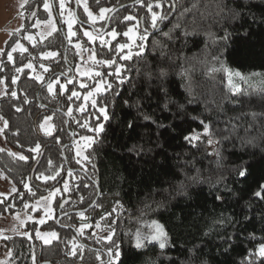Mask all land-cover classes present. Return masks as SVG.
Masks as SVG:
<instances>
[{
	"label": "trees",
	"instance_id": "obj_1",
	"mask_svg": "<svg viewBox=\"0 0 264 264\" xmlns=\"http://www.w3.org/2000/svg\"><path fill=\"white\" fill-rule=\"evenodd\" d=\"M133 1L101 0L100 6L125 5L112 14L114 19L109 23L116 26L115 20L129 14L137 15L143 20L144 9ZM54 2L57 10V0ZM221 3L233 9L242 8L241 18L232 19L227 9L221 12ZM89 5L94 13L98 12L94 0H89ZM70 6L73 7V2ZM25 8L26 13L36 11L39 18L45 16L43 0H29ZM184 9L189 11L181 15ZM77 13L80 19H87L83 10L78 7ZM101 22L103 25L105 21ZM177 22L187 26L189 31L195 29L197 34L190 36L186 42H168L162 33L169 32ZM141 26H145L143 22ZM225 35L228 39H221ZM84 39L81 36V41ZM23 42L27 44L29 52L37 57L34 61L37 64L41 62L39 53L42 51L58 49L63 53L61 33H54L35 48L27 41ZM162 47L168 53L167 59L160 55ZM25 56L30 59L27 54ZM66 56L68 64L74 67L77 58L71 46H68ZM214 56L219 57V61L214 60ZM14 58L17 65L22 59L27 62L19 53H15ZM98 58H107V54ZM1 59L6 67L0 72V76L20 77L16 85H12L10 79L6 81L9 92L17 91L20 99H13L10 95L0 98V116L9 122V127L3 133L4 140L19 153L28 155L29 160L24 162L13 158L8 155V150L0 152V176L7 177L23 194V201L20 196L12 194L0 204V213L23 211V202L31 204L48 194L53 186H63L61 177H57L56 181L49 180L47 184L36 179L39 173L52 174L47 164L49 158L54 165H63L65 171L61 175L69 181V191L56 197L55 208L57 202L66 198L69 203L65 204L63 210L56 208L54 218L45 225H38L42 231L55 230L59 234V240L45 245L35 239V236L31 240L19 235L10 236L9 240L1 238L0 252L6 256L4 260L9 259L7 253L11 250L13 256L10 264H33V253L35 264L42 261L51 264L95 263L96 249L88 245L101 247L103 250L105 245L103 242L97 243L94 237H89L90 233H94L93 227L87 229L84 236L77 237V242L84 245L81 260L68 255L70 245L66 246L67 241L76 235L75 229L80 223L78 214L64 215L59 223L56 222V217L64 211L87 207L99 190L95 202L101 207L89 209L88 222L93 225L99 222L106 228L108 222H112L111 227L116 229L115 238L118 242L123 241L118 264H191L192 250L195 249L201 250L200 255L209 264H264V258L258 255L248 258L249 252L254 253L264 237V218L261 217L264 214V201L257 200L252 195L258 185L264 183V147H261L264 143V0H177L176 9L168 13V19L160 22L157 30L149 37L143 59L134 58L132 61L122 62L130 70L126 73L129 82L115 89L120 94H103V100L108 103L110 120L104 122L101 118V122L105 123V131L99 135L98 142L94 145L92 163L85 162L84 170L73 171L72 177L66 174L69 167L81 169V165L75 163L73 143L68 144L70 133L77 134L74 139L80 135H93L76 123L77 119L83 121L87 113L74 111L67 118V101L64 97L54 99L46 89L41 88L37 98L35 93L40 83L26 78L24 74L15 73L6 56ZM221 63L242 71H260L263 79L261 83L258 79L249 83L238 81L240 91L228 93L225 73L210 71L211 68H219ZM97 66L99 71H111L101 65ZM66 69V64L61 60L60 67L53 70L59 72ZM149 69L156 72L163 69L166 73L163 83L173 101L169 105L170 111L161 110L157 103L158 100L166 102L156 91L159 81L152 82V100L141 99L145 95L147 83L142 74ZM80 79H84L85 83H92L83 77H78L77 83ZM108 79L115 86L114 78ZM77 90L83 94L88 91ZM24 93H27L31 103H23ZM97 100L99 104L101 97H97ZM125 100L129 103L125 104ZM137 102L142 103L144 110L165 127L158 128L140 119L136 108L129 106ZM80 103L81 101H76L73 107ZM177 105H183V109L178 111ZM16 107L22 110L17 112ZM85 107L88 112L95 111L90 102ZM53 114L52 124L56 129L53 135L60 137V144L39 129L43 117ZM133 120L135 127L129 129L127 124ZM200 120L209 124L210 137L221 142L214 143L211 150L200 140L190 144L184 139L193 131L203 129ZM229 120H232L230 125L227 123ZM225 136L232 137L236 143L235 151L230 143L223 140ZM238 137L253 139L256 147L242 149ZM36 143L41 145L40 153H29L27 149L34 147ZM63 145H68L63 149L65 157H68L67 163L61 151ZM134 147L136 150L130 151ZM140 148H143L142 153L139 152ZM215 151H221L224 157L219 163V157L214 155ZM241 164L247 165V176L244 178L236 174L235 166ZM28 177H32V192H28L20 183L22 178L27 180ZM181 183L186 186L188 196L178 194ZM223 183H227L231 191H222V199L216 200V188ZM81 196L84 198L83 203L80 202ZM117 201L122 208L118 207ZM9 204H14L15 207H9ZM158 204L161 206L158 207ZM113 207H117V212L107 220H101V214L111 211ZM245 215L248 219H244ZM144 216L157 218L166 226L170 236L168 248L160 250L157 245L149 244L137 249L129 244L125 233L132 230L134 219ZM222 217L233 219L234 224L221 227L214 223ZM25 228L32 229L33 224L27 223ZM228 236L232 239L225 242L222 237ZM100 252L103 253L101 250Z\"/></svg>",
	"mask_w": 264,
	"mask_h": 264
},
{
	"label": "snow or ice",
	"instance_id": "obj_2",
	"mask_svg": "<svg viewBox=\"0 0 264 264\" xmlns=\"http://www.w3.org/2000/svg\"><path fill=\"white\" fill-rule=\"evenodd\" d=\"M73 0H58V13L56 16L53 15V5L49 2V0H43V10L47 13V18L45 20L35 19V22L31 25L32 28H38L41 25L47 27L48 31L45 39L47 37L53 36L54 33L59 34L60 28L57 23V16L59 17V24L66 26V31L62 36V46L67 45L71 46L72 49L78 50L75 52V56L79 57L80 65L88 64L89 67L85 68L83 72L80 70V65H74V67H69L64 71H54V68H59L61 60L66 64L67 56L64 55L61 51L57 50H48L42 51L39 53V59L41 62L34 63L37 60V57L32 55L29 52V48L25 46L21 41H27L31 44L32 48H35L38 43H42L43 40L37 41L36 36L30 33L24 24L15 30L12 35L14 37H19L18 39H14V42L9 46V50L0 49V57H5L7 62L11 63L14 67V71L17 74H24L26 78L39 82L42 89H46L49 96L52 98L64 97L67 101L66 107V115L72 116L74 111H78L82 114L87 113L84 117L83 121L80 119L76 120L77 125L81 129H85L87 132L93 133V135H80L78 140H74L75 147V163L81 165V169L84 170V164L92 163V152L95 151L94 145L98 142V137L101 133L105 131V123L110 120V115L108 112V103L103 100L102 96L104 93L111 92L113 96H118L120 93L115 91L116 88H119L121 85L129 82V79L126 73L130 70L129 66L126 63L127 61H132L134 58L137 60H142L146 48L148 47L149 37L153 34L155 30H157L158 24L168 19V13L172 12L177 7V0H134L136 5H139L140 8L144 9L145 16L143 20L137 15H126L123 16L119 20H115L116 26H112L109 23V26L105 28L101 25L100 28L95 29V31L90 30L89 28H85L84 24L95 25L97 21H105L110 22L114 19L113 16H110V13H115L118 11L115 7H102L100 6L101 0H94L97 5L98 12L94 14L89 5V0H74L76 7L83 9V13L86 14V20L81 22L76 12L70 7ZM29 4V0H22L19 7L22 10L20 15L23 16L25 6ZM220 11L223 12L227 9L228 14L232 19H238L242 16V8L233 9L229 7L227 4L221 3L219 5ZM188 9H184V13L188 12ZM30 15L35 18L37 17L36 11H31ZM145 26H141V24ZM122 26V27H121ZM82 30V31H81ZM151 30V31H150ZM195 29L189 31L187 26H182L179 22L173 25V28L170 29L169 32L162 33L163 36L167 37L168 42L175 40L177 43L186 42L188 38L194 37L196 35ZM81 36L86 38L81 41ZM221 39L227 40L228 36L225 35ZM123 41V42H122ZM155 43V42H154ZM95 45V47H93ZM170 47V43H169ZM87 52L88 56L85 60L84 56L81 53ZM14 53H19L20 57L27 59L25 54H27L30 59H27V62H23V59L19 65H17L16 60L14 58ZM106 53L107 58L100 59L102 54ZM160 55L168 58V53L164 52L163 47L161 48ZM60 60H57V58ZM214 60L219 61V57H213ZM43 61H49V63H44ZM96 65H101L106 69H110L111 71H97L95 70ZM6 65L4 61L0 59V72L4 71ZM42 71H38L37 69ZM25 70H28L27 72ZM73 71H75L76 75H72ZM139 72V69H137ZM211 72L222 71L227 74V84H228V93L235 94L239 92V86L236 85L233 81V78H239V80L248 82V77H246L241 71L233 70L226 67L223 63L220 64L219 68H211ZM48 74V75H45ZM252 76L260 75L259 73H252ZM143 78L146 80V88L145 95L141 99L151 101L153 97V81H159L160 83L156 86V91L160 94L163 101H157L160 104L161 110L170 111L169 105L173 103V101L169 98V94L167 92L166 87H164V78L166 73L161 69L156 72L149 69L146 73L142 74ZM83 77L92 81L91 84L85 83L84 79H80L77 83V78ZM108 77L114 78L115 86L112 80H109ZM10 79V83L12 85H16L18 80L20 79L19 75H13L11 78L0 76V85H3V91L0 92V95L8 96L10 95L13 99H20L17 91L12 90L9 92L8 89V81ZM71 86V87H69ZM77 89H85L88 90L87 94H83L81 91ZM97 97H101V101L98 104ZM76 101H81L79 105L75 108L73 104ZM90 102V106L94 109V112H88L85 107ZM215 102V101H213ZM23 103L28 104L31 101L27 98V93L23 95ZM125 104L129 102L127 100L124 101ZM130 107H135L138 117L146 122H150L153 125H156L158 128L165 127L158 120L154 119L151 113H148L144 110L143 104L137 102L135 105L129 104ZM44 107V105H41ZM183 109V105H177V110L180 111ZM22 109L20 107H16L15 111L19 112ZM44 122L40 124V128L45 130V134L51 136L57 144L61 143V139L59 136L53 135V132L56 130L55 125L51 124L49 127H45L49 121L54 120L53 115H46L43 118ZM0 121H3V126L0 127V134H3L5 129L9 127V122L3 116H0ZM94 121V122H93ZM199 123L203 126L204 134L209 132V124L204 120H200ZM229 125L232 124V120L227 122ZM129 129L135 127V120L130 121L127 124ZM238 127V126H237ZM18 135V133H16ZM73 137L77 134L73 133ZM186 141L190 144L193 141H199L201 139L200 134L191 133L184 137ZM240 141V147L242 149H246L249 146L256 147V144L253 139H246L245 137H238ZM223 140L232 145L233 151L236 150V143L233 141L232 137L225 136ZM264 140V138H262ZM213 143L220 144V141H213L211 139L208 140V144L212 145ZM17 144L23 148V145H20L19 141ZM64 147H68V145H64ZM261 147H264V143H262ZM92 151H89V150ZM41 150L40 143H36L34 147H29L27 151L29 153L39 154ZM72 149L70 148L69 151ZM135 147L130 149V151H135ZM5 149L0 148V152H4ZM139 152H143V148L139 149ZM87 153V154H85ZM9 156L16 158L20 161L27 162L29 160V156L16 152H9ZM214 155L219 157L218 163L224 159L221 151H215ZM65 160L68 157H64ZM48 169L51 170L52 174L45 175L44 173H39L36 176V179L43 180L45 184L49 180L56 181L57 177H61L63 180L62 187H54L49 191L48 196H41L40 201H43L42 207L45 209L44 215L39 219H35L32 215H27V219H20L19 214H16V218L20 220L21 226L26 225L29 221L32 222L33 228L32 231H25L22 235L26 236L29 240L33 239L32 233L35 234V239L42 240L45 245H49L53 240H59V234L55 230L44 232L35 227V225H45L47 223L48 217L54 218V213L56 208L60 210L64 209L65 204L69 203L68 200H62L57 202L56 208L50 207V204L56 199L59 194L66 193L69 191V181L63 179L62 173L65 171L63 165H54L52 159H48L47 161ZM95 165L93 164V168ZM236 174L244 178L247 176V165H236ZM47 171V170H46ZM67 176L72 177L74 175L71 169L67 170ZM5 179L7 177H4ZM195 179V178H193ZM32 177H28L27 180L21 179L20 183L23 185L24 189H27L28 192H32V187L30 185V181ZM88 187V185H85ZM225 191H231L225 186ZM11 194H16L20 196L23 201V194L19 192V190L13 186L11 188L10 193H0V204H3L6 200L9 199ZM179 195L188 196L189 193L186 191V186L181 183L179 186ZM35 195V193H33ZM118 195V193H117ZM253 197L257 200L264 201V183L259 184L257 190L253 192ZM216 200H221L222 196L217 190V194L214 197ZM40 201H37V204H40ZM80 202H84V198L80 197ZM118 207H123L119 201L116 202ZM161 206L160 204L157 205ZM9 207H15L14 204H9ZM101 205L95 201L89 203L88 208L81 210L78 212L79 216V227L75 229L76 235H74L70 240L67 241V245H70V249L68 251V255L72 257H78L79 259H83V248L84 245L79 244L77 242V236H84L85 231L92 227L101 228V224L99 222L93 225L89 223V209L100 208ZM146 207H150V205H146ZM24 209H32V211H39L40 209L34 205H30L27 202H23ZM117 212V207H113L111 211L103 212L100 216L101 220H107L108 217H111L113 213ZM67 215V213H65ZM261 217L264 218V214H261ZM244 219H248L247 215L244 216ZM111 221L108 222L107 229L105 234L102 236H97L95 233H90L89 237H94L97 243L103 242L105 245V251L103 253L100 252L99 249L95 251V259L99 262V264H104L103 256L107 257V264H118L121 257V244L122 240L118 242L116 237V229L111 227ZM215 224L226 227L229 225H233L234 221L228 217H222L214 221ZM145 230L137 228L135 232L125 233V236L128 237V242L131 245H134L135 248L141 249L146 245L154 244L157 245L160 250H165L170 246V236L169 232L166 229V226L157 221L151 220L150 223L144 225ZM16 231V229H13ZM0 238L4 240H9L11 237L3 235L0 233ZM225 239V242H228L232 239L231 236L222 237ZM193 256L190 258L191 264H209L207 259H204L200 255L199 249L192 250ZM79 253V256H78ZM253 255H258L261 258H264V237L261 238V242L258 244L256 251L249 252L248 258ZM8 260H0V264H10V260L13 256L11 250L7 253ZM246 258V259H248ZM33 264H35V255L33 253L32 256Z\"/></svg>",
	"mask_w": 264,
	"mask_h": 264
},
{
	"label": "rangeland",
	"instance_id": "obj_3",
	"mask_svg": "<svg viewBox=\"0 0 264 264\" xmlns=\"http://www.w3.org/2000/svg\"><path fill=\"white\" fill-rule=\"evenodd\" d=\"M21 2H22V0H0V49L9 50V46L14 42V39H18L19 38V37H14L12 35V33H14L15 30L18 29L21 26V24H24L26 26L27 30L30 33H32V34H34L36 36L37 41H41V40L44 41L45 40L44 37L46 36L47 31H48L47 27H45L44 25H41L38 28H32L31 25L35 22V19H37V18L42 20V21L45 20L47 18V13L45 12L44 18H39L37 16L35 18H32V20L28 19L26 17V15L29 16L30 12L26 13V8L23 10L24 15L23 16L20 15L22 10L20 9L19 5H20ZM49 2L51 3L50 0H49ZM57 8H58V0H57ZM71 8L73 9V7H71ZM80 9L83 10L82 7ZM58 11H59V9L56 10L57 13H58ZM53 15L56 16L54 11H53ZM26 19H28V23L26 22ZM101 25H102V22L101 21H97V23L93 27H94V29H98V28L101 27ZM63 27H64V32H65L66 31V26H63ZM85 28H89V27H85ZM47 38H49V37H47ZM21 42L24 43L23 41H21ZM26 45L27 44H25V46ZM74 51L76 52L78 50H74ZM81 55H83L85 60H86L87 56H88V53L84 52V53H81ZM76 58H77L76 62H75L76 65H80L79 57H76ZM0 59H1V57H0ZM88 67H89L88 64L80 65L81 72H83L85 70V68H88ZM228 68L233 69V70H239L246 77H248V82L241 81V80H239V78H235L234 77L233 81L238 86H240L238 81H240V83L241 82L249 83L251 81H254V80L258 79L259 83H261V81L263 79L262 75L260 74V71H242L240 69H237V68H234V67H229V66H228ZM37 70L38 71H42L39 68ZM95 70L99 71L98 66L97 67L95 66ZM252 73H259L260 75L252 76L251 75ZM225 75H226V82H227V74L225 73ZM227 86H228V84H227ZM2 91H3V85H0V92H2ZM2 96L3 95H0V98ZM42 122H44L43 119L39 123V129H40V132L45 134V130L40 128V124ZM51 124H52V121H49L47 124H45V127L47 128ZM2 126H3V121H0V127H2ZM193 132L200 134V136H201L200 141L202 143H204V145L207 147L208 150H211L213 148L214 143L212 145L208 144V140L209 139L213 140L210 137L209 133L204 134L203 129L200 130V131H193ZM78 139H79V137L75 138L74 140H78ZM73 145H74V141H73ZM0 148H3V149L8 150L10 152L19 153L17 150L13 149L11 146H9L6 143V141L4 140V135L3 134H0ZM73 153H74V156H75V147L73 149ZM225 186H227V188H228V184L227 183H223L220 186H218L216 188V190L219 189V192L221 193L222 191L225 190ZM12 187H13V184L9 180L4 179V178H2L0 176V193H10ZM48 194H46L44 196H48ZM0 199H3V198L0 197ZM37 201H40V197L37 198L34 202H32L30 205L36 206L37 208L40 209L39 211H32V209H25L23 211H16V212H13V213H5V214L0 213V233H2L3 235L9 236V237L10 236H14V235H19V236L26 237V236L22 235V233L25 232V231L31 232L32 229L25 228V225L21 226L20 220H18L16 218V214L18 213L19 216H20V219H23V220L27 219V215H32L35 219H39L40 217H42L44 215L45 209L42 207L43 201H40V204H37ZM50 207L55 208V200L50 204ZM52 218L53 217H48L46 219L48 221V220H50ZM151 220H157L158 221L157 218H152L151 216H148V217L144 216V217H141V218H138V219H134L132 221L134 226L132 227V230L130 231V233L135 232V230L137 228H140V229L146 231V229L144 228V225L147 224V223H150ZM28 223H32V222L29 221ZM35 227H37L40 230V228L38 227V224L35 225ZM13 229H16V231H13ZM106 229L107 228L103 227V226H101V228H99V229L93 227V232L97 236H102V235L105 234ZM40 231H41L42 234L44 232H47V230H43V231L40 230ZM32 235L35 236L34 233H32ZM40 241H42V240H40ZM5 258H6L5 254L0 252V260H4Z\"/></svg>",
	"mask_w": 264,
	"mask_h": 264
},
{
	"label": "water",
	"instance_id": "obj_4",
	"mask_svg": "<svg viewBox=\"0 0 264 264\" xmlns=\"http://www.w3.org/2000/svg\"><path fill=\"white\" fill-rule=\"evenodd\" d=\"M50 1H51V4L53 5V11L55 12V15H56L57 12H56V8H55V2H54V0H50ZM133 2H134V1H133ZM124 6H125V5H119V6L115 7V8H117V9L119 10V9L123 8ZM73 10L76 12V14H77V16H78V13H77V7H76V5H75V3H74V0H73ZM112 14H113V13H110L109 15L112 16ZM78 17H79V16H78ZM79 19H80V18H79ZM80 21L83 22L84 20L80 19ZM57 23H58V27L60 28V33H61V35L63 36L64 28H63V25H60V24H59V17H58V16H57ZM108 24H109V22H107V23L104 22V25H103V26H104L105 28H107V27H108ZM84 25L87 26V27H89L92 31H95L93 25H90V24H87V23L84 24ZM67 48H68L67 45H64V46H63V54H64V55L67 54ZM66 66H67V68L72 67L70 64H68V62L66 63ZM72 75H74V71H73ZM41 88H42L41 85H39L38 89L36 90V93H35V94H36V97H37V98H38V94H39V91H40ZM66 117L68 118V115H66ZM66 123H68V119H67ZM72 134H73V133H70V137H71V139H70V141L68 142L69 145L72 144L73 141H74V137H73ZM63 149H64V145L62 146L61 151H62V155H63V157H65V153H64V150H63ZM64 161H65V163H67V160L64 159ZM68 167H69V166H68ZM69 168H70L72 171H76V170L82 171V169H80V168H76V169L71 168V167H69ZM98 195H99V190H97V196H98ZM97 196L93 199V201L96 200ZM66 200H67V198H66ZM88 206H89V205H88ZM88 206L85 207V208H82V209H72V210H68V211H65V212L61 213L60 215H58V216L56 217V222L59 223L60 218H61L62 216H64L65 213H67V215H68V214H78L79 211L88 208ZM62 227H67V226H62ZM74 229H75V228H74ZM77 237H79V236H77ZM90 247L95 248V249H99V250H101V251H103V252L105 251V250H103V249H101V248H97V247H94V246H90ZM104 262H107V257H106V259L104 260ZM40 264H51V263H49L48 261H42ZM93 264H99V262H96V263H93Z\"/></svg>",
	"mask_w": 264,
	"mask_h": 264
},
{
	"label": "flooded vegetation",
	"instance_id": "obj_5",
	"mask_svg": "<svg viewBox=\"0 0 264 264\" xmlns=\"http://www.w3.org/2000/svg\"><path fill=\"white\" fill-rule=\"evenodd\" d=\"M30 17H31V15H29ZM32 20V19H31ZM85 26V25H84ZM85 27H87V26H85ZM65 212V211H64ZM61 213H63V212H61ZM61 213H59V215L61 214ZM89 247L91 246V245H88ZM92 248V247H91ZM97 248H101V247H97ZM102 249V248H101ZM106 259V258H105ZM105 259H103V260H105ZM96 262H98V261H96ZM95 262V263H96ZM93 264V263H92Z\"/></svg>",
	"mask_w": 264,
	"mask_h": 264
}]
</instances>
